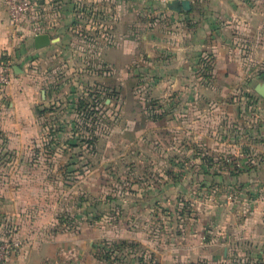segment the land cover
Returning <instances> with one entry per match:
<instances>
[{"label": "rangeland", "instance_id": "374dc122", "mask_svg": "<svg viewBox=\"0 0 264 264\" xmlns=\"http://www.w3.org/2000/svg\"><path fill=\"white\" fill-rule=\"evenodd\" d=\"M151 1L157 0H122L132 36L124 43L137 42L139 52L154 19ZM78 6L82 20L86 10ZM132 43L116 73L119 89L113 71L102 81L96 69L85 72L82 46L69 66L52 69L48 89L55 95L42 110V133L21 143L15 137L17 147H4L0 134V239L11 244L12 259L33 241L43 245L40 264H251L238 250L223 256L211 244L223 241L230 226L233 207L226 201L241 196L223 170L228 143L246 127H227L226 104L208 101L198 124L202 136L181 147L152 72L139 64L144 52L137 57ZM52 63L48 57V71ZM224 90L234 111L249 107L240 98L252 88ZM9 122L14 131L22 126Z\"/></svg>", "mask_w": 264, "mask_h": 264}, {"label": "crops", "instance_id": "0c3cea01", "mask_svg": "<svg viewBox=\"0 0 264 264\" xmlns=\"http://www.w3.org/2000/svg\"><path fill=\"white\" fill-rule=\"evenodd\" d=\"M171 1H151L149 8L154 19L142 36L145 51L139 52L137 42L124 43L132 41L128 39L132 36L127 31L130 23L122 0H37L32 14L20 26L10 22L7 5L0 0V61L10 59L15 69L13 80L0 89L3 145L17 147L15 137L21 143L42 133V110L55 95V90L49 92L48 87L56 64L65 62L69 66L83 46L87 56L85 72L96 69L98 80L102 81L108 79L106 73L113 71V87L119 89L122 77L117 85L116 73L122 72L126 46L132 43L134 54H144L146 58H140L139 64L152 72L153 89L159 94L169 129H179L181 147L187 149L188 139L197 142L202 136V126L198 124L202 120V104L208 101L226 104L227 127H237L236 122L246 127V132L240 127L228 143L230 159L223 170L241 196L234 198L233 203L231 199L226 201L233 207L230 226L223 241L218 239L211 244L215 253L220 249L226 256L232 248L245 255L246 263L264 264V192L258 196L250 194L256 184L262 186L261 191L264 187V97L254 90L257 83L264 82V0H188L186 10L171 9ZM81 2L86 10L82 20L75 12ZM38 20L51 38L50 44L39 48L34 46L32 32ZM78 39L83 40L80 46L75 44ZM48 57L53 61L49 71ZM234 87L253 89L254 93L248 91L240 98L249 106L243 112L234 111L232 104L224 100L228 94L224 89ZM176 115L177 125L173 122ZM6 120L18 121L22 126L11 130L6 127ZM190 120L193 125L188 124ZM194 162H198L197 158ZM204 168L208 173V166ZM30 244L28 252H19L9 264L42 263L39 257L46 248L35 241Z\"/></svg>", "mask_w": 264, "mask_h": 264}, {"label": "built area", "instance_id": "2783aa9c", "mask_svg": "<svg viewBox=\"0 0 264 264\" xmlns=\"http://www.w3.org/2000/svg\"><path fill=\"white\" fill-rule=\"evenodd\" d=\"M7 5L9 20L15 26H20L29 17L37 0H3ZM43 25L38 20L32 26L33 35L42 33ZM14 76L13 62L10 59L0 61V89L8 85ZM12 260V247L9 242L0 239V264H9Z\"/></svg>", "mask_w": 264, "mask_h": 264}, {"label": "water", "instance_id": "95a60500", "mask_svg": "<svg viewBox=\"0 0 264 264\" xmlns=\"http://www.w3.org/2000/svg\"><path fill=\"white\" fill-rule=\"evenodd\" d=\"M169 6L171 9H175V10H180L181 8L186 10V9H189V1L188 0H172L169 3ZM33 41H34V46L39 48V47L50 44L51 38L48 33L42 32V33L35 34L33 37ZM254 90L260 96L264 97V82L257 83L254 86Z\"/></svg>", "mask_w": 264, "mask_h": 264}, {"label": "trees", "instance_id": "16d2710c", "mask_svg": "<svg viewBox=\"0 0 264 264\" xmlns=\"http://www.w3.org/2000/svg\"><path fill=\"white\" fill-rule=\"evenodd\" d=\"M234 173H235V171H232V172H231V174H234ZM207 174H208V173H207Z\"/></svg>", "mask_w": 264, "mask_h": 264}]
</instances>
